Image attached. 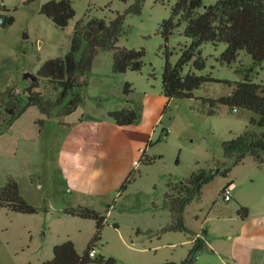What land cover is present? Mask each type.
Masks as SVG:
<instances>
[{
    "label": "rangeland",
    "instance_id": "374dc122",
    "mask_svg": "<svg viewBox=\"0 0 264 264\" xmlns=\"http://www.w3.org/2000/svg\"><path fill=\"white\" fill-rule=\"evenodd\" d=\"M47 1L4 0L8 10H1V13L13 14L15 21L0 27V130L6 127L12 110L7 102L9 89L14 88L20 106L24 105L28 100L25 89L32 80L29 74H37L47 59L63 56L70 49L79 21L87 28L93 18L110 23L118 13L126 12L136 2L71 0L76 15L68 26L62 28L40 12ZM177 1L144 0L140 13L126 14L117 44L145 49L141 70L115 72L114 50L101 49L92 69L80 77L87 83L75 85L65 103L72 104V94L79 91L83 96L80 107L93 114L108 115L110 109L126 105L140 107L143 88L149 85L162 88V73L167 59L175 64L192 42V38L185 34V21L175 27L168 40L161 32L163 20L172 16V8ZM204 1L199 11L217 0ZM175 20L178 21L179 16ZM225 48V42L207 41L200 46L206 58V67L195 69L191 62L185 66L184 73L194 69L199 74H211L223 81L204 82L194 90V97L172 98L152 142L148 144L147 155L135 169L134 178L126 190L108 198L95 199L93 205L79 201L67 189L60 174L58 149L66 130L62 122L66 115L61 114L64 103L54 106L49 114L32 105L41 117L35 120L40 136L36 140L20 139L17 151L0 156V187L10 176L14 177L19 182L21 193L39 211H11L16 215L14 225L0 224V264H42L53 257L54 246L67 239H72L83 254L97 233V227L96 220L92 218L66 212V209L80 204L93 206L107 215L99 244L96 245L97 256L100 253L114 256L120 264H151L166 260L181 262L194 246L195 242L191 239L196 232L217 229L220 223L217 207L237 205L233 198L225 200L223 197L222 189L230 179H244L247 184L256 179V183L261 181L264 184V165L248 155L243 162L235 164L227 176L218 174L204 184L201 194L185 208V229L168 228L174 221L171 210L164 205L168 182L187 181L192 172L201 167L210 169L232 164L236 156L226 154L224 141L247 129L264 132V127L251 123L252 116H257L253 110L233 108L223 103L212 107L204 100V97L217 98L231 93L236 82L244 78L245 70L251 67V78L264 83V60L254 64L251 54L243 49L229 64L220 58ZM224 80L231 81V84ZM39 82L37 89L46 101L54 102L60 97L62 85L58 81L42 76ZM126 82H130L133 88L128 94L125 92ZM212 108L213 113L210 112ZM34 111L29 112L30 117ZM18 134V131H8L6 137L21 135ZM151 157L156 158L149 162ZM7 217L4 218L6 221L11 219ZM211 264L222 263L214 260Z\"/></svg>",
    "mask_w": 264,
    "mask_h": 264
},
{
    "label": "trees",
    "instance_id": "16d2710c",
    "mask_svg": "<svg viewBox=\"0 0 264 264\" xmlns=\"http://www.w3.org/2000/svg\"><path fill=\"white\" fill-rule=\"evenodd\" d=\"M144 0H136L124 13L118 15L107 23L104 19L93 18L87 25L79 21L75 27L71 39L70 49L63 56H56L47 59L38 69L37 78L30 81L25 89L28 93V100L22 106L14 88L9 89L8 105L12 108L6 127L0 130V134L10 127L11 124L25 110L37 105L49 114L54 106L64 103L61 114L72 113L82 102L81 92L72 94L73 103L69 104L66 98L72 92L75 85L86 84L81 80V75L90 71L99 50L113 49L115 72H125L128 69L141 70L145 49L128 48L118 45L119 36L123 29L124 19L128 12L140 13ZM205 4L204 0H178L172 8V16L164 19L161 24V32L166 40L173 33L175 27L182 21L186 22L185 34L192 38V42L182 52L175 64L167 59L162 73L163 94L169 99L174 97H194V90L207 81H223L211 74H199L194 69L184 73L185 66L192 62L195 69L201 70L206 67V58L202 55L200 46L207 41L214 43L225 42L226 48L222 51L220 58L223 62L231 64L237 59L241 50L251 54L254 64H260L264 60V0H217L214 3L205 5L203 11L199 8ZM1 10H8L4 3L0 5V17L4 21L0 27H6L14 23L13 14L1 13ZM40 12L51 18L53 22L62 28L69 25L76 15L71 0H49L45 2ZM179 16V20L175 18ZM80 53V55H79ZM198 53V55H197ZM169 56V53H167ZM243 70V69H240ZM253 67L246 69L242 80L237 81L231 93L217 98L204 97L212 107L218 103L227 104L231 107H240L253 110L257 116H252L251 123L264 127V83L256 82L251 78ZM47 77L58 81L62 85L60 97L56 101H46L41 91L37 88L40 85L39 78ZM231 84V81L224 80ZM130 82L125 84V92L132 91ZM211 113L214 112L212 108ZM109 115L121 125L137 122L139 114L131 106L109 111ZM227 155H235L234 162L227 166L216 168L201 167L194 170L187 181L168 182V191L165 194L164 205L172 212L174 221L169 224L171 229H185L184 211L186 206L202 192L205 183L211 181L218 174L227 176L235 164L243 162L248 155H252L260 165H264V132L245 130L244 132L227 139L223 143ZM144 156V155H143ZM156 157L148 158L153 161ZM142 159H140V162ZM135 170L131 172L127 180L121 185L120 192L126 190L132 181ZM223 190V189H222ZM239 204L238 214L246 218L249 214V207ZM0 207H7L14 212L36 213L39 208L28 201L21 193L19 182L14 177H9L4 185L0 187ZM66 212L85 218L96 220L97 233L88 243L83 254H81L75 242L67 239L54 246L52 258L43 261L42 264H120L114 256L99 254L91 257L90 249L94 241L101 237V229L106 222L107 215L95 207L85 204L70 207ZM190 248L188 255L181 262L166 260L151 264H194L199 252L205 248L206 242L198 237Z\"/></svg>",
    "mask_w": 264,
    "mask_h": 264
},
{
    "label": "crops",
    "instance_id": "0c3cea01",
    "mask_svg": "<svg viewBox=\"0 0 264 264\" xmlns=\"http://www.w3.org/2000/svg\"><path fill=\"white\" fill-rule=\"evenodd\" d=\"M162 89L163 86L157 88L155 85L143 88L141 106L134 108L139 119L134 123H117L109 115L113 109L108 110V115H97L79 105L64 116L62 122L66 130L58 149V166L67 189L79 201L93 205L95 199L121 193V185L139 166L140 159L146 157L148 144L171 102ZM31 110L35 111L30 117ZM37 118L41 117L31 106L0 134V156L17 151L20 139L39 138ZM8 131H18L21 135L9 138L6 137ZM229 182L234 183L232 198L237 205L217 207L215 203L220 223L217 229L196 232L191 239L195 241L200 237L206 242L202 255L194 264H211L214 260L222 264H264V184L256 183V179L247 184L240 178H232ZM238 203L249 207L246 218L238 214ZM10 212L7 207H0L2 226L14 225L16 215ZM5 216L11 219L6 221Z\"/></svg>",
    "mask_w": 264,
    "mask_h": 264
},
{
    "label": "built area",
    "instance_id": "2783aa9c",
    "mask_svg": "<svg viewBox=\"0 0 264 264\" xmlns=\"http://www.w3.org/2000/svg\"><path fill=\"white\" fill-rule=\"evenodd\" d=\"M4 3V0H0V5H2ZM4 21L3 18L0 17V23H2ZM235 110H237V108H235ZM234 188V183L233 182H229L222 190L223 193V197L225 200H231L232 199V190ZM99 244V241H94V246H92V248L89 251V254L91 257H96L98 254V250L96 248V245Z\"/></svg>",
    "mask_w": 264,
    "mask_h": 264
},
{
    "label": "water",
    "instance_id": "95a60500",
    "mask_svg": "<svg viewBox=\"0 0 264 264\" xmlns=\"http://www.w3.org/2000/svg\"><path fill=\"white\" fill-rule=\"evenodd\" d=\"M29 76H30L32 79H36V78H37V74H29Z\"/></svg>",
    "mask_w": 264,
    "mask_h": 264
}]
</instances>
